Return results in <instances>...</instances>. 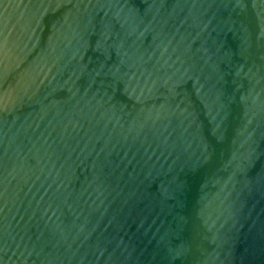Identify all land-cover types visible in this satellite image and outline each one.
Masks as SVG:
<instances>
[{"label":"water","instance_id":"obj_1","mask_svg":"<svg viewBox=\"0 0 264 264\" xmlns=\"http://www.w3.org/2000/svg\"><path fill=\"white\" fill-rule=\"evenodd\" d=\"M0 264H264V0H0Z\"/></svg>","mask_w":264,"mask_h":264}]
</instances>
